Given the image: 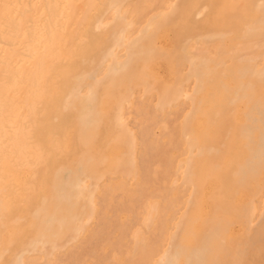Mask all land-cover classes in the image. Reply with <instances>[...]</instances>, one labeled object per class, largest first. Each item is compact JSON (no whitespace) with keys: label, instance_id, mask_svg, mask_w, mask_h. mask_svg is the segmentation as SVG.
Returning a JSON list of instances; mask_svg holds the SVG:
<instances>
[{"label":"bare ground","instance_id":"bare-ground-1","mask_svg":"<svg viewBox=\"0 0 264 264\" xmlns=\"http://www.w3.org/2000/svg\"><path fill=\"white\" fill-rule=\"evenodd\" d=\"M5 3L0 103L8 90L27 96L0 108V264H225L240 243L226 246L224 233L255 210L241 206V189L260 195L264 184V0ZM152 86L148 112L136 89ZM125 103L142 108V123H125ZM158 124L167 141L155 144ZM113 142L127 151L114 155ZM148 198H161L166 217L140 248ZM263 230L245 242L264 243Z\"/></svg>","mask_w":264,"mask_h":264},{"label":"rangeland","instance_id":"rangeland-1","mask_svg":"<svg viewBox=\"0 0 264 264\" xmlns=\"http://www.w3.org/2000/svg\"><path fill=\"white\" fill-rule=\"evenodd\" d=\"M232 3V4H231ZM228 6H231L232 8H238L241 4H242V0H238L236 3H234V1H232V0H228ZM236 4V5H235ZM1 6H0V9H5L6 11L7 10H12V7L10 6V5H8V4H0ZM233 5V6H232ZM80 6H81V8H83V11H84V9L86 10V8L84 7L85 6V4H84V2L82 1L81 2V4H80ZM81 16H84V14H82V11H81ZM133 28H135L134 26H132V29ZM160 44H163V43H160ZM169 45L167 46V48H169V51L172 49V45L170 44V43H168ZM200 46H201V48L204 46L203 44H200ZM216 46L217 45H215V44H212V47H211V50H213V49H216ZM196 49L197 48H199V46L197 45L196 47H195ZM263 49V50H262ZM258 50V51H257ZM214 51V50H213ZM261 51V52H260ZM256 53H257V55H259L260 56V58H259V62H261V63H264V48H260V49H256ZM263 58V59H262ZM262 59V60H261ZM161 61V62H160ZM159 62H153V66L152 67H154V68H156V66H155V64H157V65H161L162 66V64H166L168 61H166V60H164V59H162V60H160ZM27 62V63H26ZM35 63V60H31V59H27V60H25L24 61V63H23V66L25 67V68H29L32 64H34ZM159 63V64H158ZM153 69V68H152ZM163 69H165V66L163 67ZM159 70H157L156 72H158ZM163 70H160L159 72H158V75L162 78V80H163V82L169 87L172 83H173V81H174V78L173 77H168V75H167V73H165L164 71L162 72ZM162 73V74H161ZM164 76V77H163ZM166 78V79H165ZM167 81V82H166ZM168 81H170V83L168 82ZM170 84V85H169ZM22 86V85H21ZM151 89H153V86H152V88ZM151 89H147V90H142V89H139V88H137L136 89V97L139 99H142V100H146L147 102H146V104L144 105H142V108H144L146 111H148L149 112V110L148 109H150L152 106H155V97H154V95H156L157 94V91H155L154 89L153 90H151ZM138 90V91H137ZM9 92H7L6 93V97H7V99H6V97H5V100H7L6 102L7 103H3V102H1L0 103V108L1 109H4L3 107H6V106H10L12 109H13V107L12 106H15L16 105V103H22L24 100H25V98H26V96L27 95H25L26 94V91H24V89H22L21 91H20V93L19 94H16V93H14L13 91H11V90H8ZM145 91H148V93L146 94L145 93ZM154 91V92H153ZM151 92V93H150ZM152 92L154 93L153 95H152ZM145 93V94H144ZM20 95H21V98H20ZM263 95H264V93H263ZM16 96L18 97V101L16 102V101H11V99L12 98H16ZM24 96V97H23ZM142 96V97H141ZM153 96V97H152ZM11 98V99H10ZM149 99V100H148ZM153 102V103H152ZM127 103H125V108H124V110H126L125 111V113L123 112V114H122V117L125 119V123L126 124H128V125H130V123L131 124H133V122L135 121V123H142L143 122V119H144V117L142 116V115H140V113L138 112L137 113V111H139L140 109H142V108H140L139 106H137V105H134L135 107H133V106H131L132 108H130L129 107V105L127 104ZM21 106V105H20ZM128 106V107H127ZM241 107H242V105H240ZM134 108V109H133ZM137 109H139V110H137ZM135 110H137V111H135ZM165 110H169V107L168 106H166L165 107ZM157 111H160L161 112V110L160 109H158ZM131 114H132V116H131ZM135 114L136 115H138V116H136L135 117ZM124 115H126V117L124 116ZM128 115V116H127ZM134 115V116H133ZM142 116V117H141ZM133 118V119H132ZM133 121H132V120ZM0 122H2V119H0ZM163 131V132H161V131ZM164 132H166V128H164V126L162 125V124H158L155 128H154V131H153V133H154V135H153V138H152V141L155 143V144H158L159 143V141H160V139L163 141V142H165V141H167L166 140V138H165V136H162V133H164ZM160 136V137H159ZM162 137V138H161ZM165 138V139H164ZM154 139V140H153ZM159 140V141H158ZM173 140V139H172ZM121 146V145H120ZM112 147H113V153H114V155H119V152H120V150L122 149V153H124V152H126L127 151V147H125L124 146V148H119V144L117 143V145H116V142H113L112 143ZM123 147V146H122ZM120 149V150H119ZM116 153V154H115ZM187 160V157H183V158H181V163H180V165L177 167V170H178V173H177V176L174 178V181L176 180L177 182H178V186L181 188V189H184L185 188V185L183 184V181H182V177H183V171H184V165H186V161ZM157 170H159V167H158V165H155V167L153 166V171L154 172H156V173H158V171ZM115 176H118V175H115ZM154 176H155V174H154ZM119 177V176H118ZM179 179V180H178ZM116 180V181H115ZM120 183V180L119 179H114L113 180V184H115V185H118ZM250 186H252V187H254V185H251L250 183H247L245 186H244V188L243 189H241V193H240V201H241V206H243V204L246 202V204H247V206H249V205H251V207H255L254 209V212H252L251 214H252V216L250 215V217H251V220L250 221H248L247 223H244L242 220L243 219H240L238 222H240L239 224H234L233 225V231L231 232V233H228V232H225L224 233V242H225V244H226V246L228 245V244H230V242H232V241H234V240H236V241H238L239 240V242H237V243H240V246H237V247H235V249H234V253H230L229 252V254L228 253H226V254H224V255H226V256H224L223 255V257L222 258H224V262H225V264H246L247 262V264H249V263H251V264H264V249L262 248L263 247V245H264V243H262V244H258L259 246L261 245V247H259L258 245H254L253 243H247L248 241L250 242V241H252V239H254L255 237H254V234H255V236L256 235H258L257 234V232H259L260 230L262 231L263 229H264V203H263V201H264V184L262 185V187H261V194L259 195V194H257V195H254L253 193H252V187H250ZM248 187V188H247ZM245 189V190H244ZM212 190V189H211ZM244 190V191H243ZM153 191V189H151V191L149 192V194L151 193ZM213 191V190H212ZM211 191V192H212ZM247 192V193H246ZM184 194V190H183V192H182V194L181 195H183ZM254 196V197H252V195ZM246 196H247V198L248 199H246ZM253 198V199H252ZM149 200H146V206H144V209L146 210V209H148L147 210V219H146V221L144 222H142V224H143V228L141 227V226H138L139 227V229L137 228V229H135L134 230V239H135V242L136 243H138V246L140 247V248H142V247H146L147 245H148V242L147 241H144L143 242V239L144 238H147V240H149V239H152L154 236V232L152 231L153 230V227H154V225H155V223L156 222H158V221H160V220H162V217H164L165 215H166V213L165 212H161L160 214H159V219H157V217H158V215H157V208H158V206H159V204L161 203V201H160V199L161 198H152L151 200H150V198H148ZM157 199V200H156ZM250 199H252V200H250ZM155 200V201H154ZM243 200V201H242ZM258 200V201H257ZM263 200V201H262ZM249 201V202H248ZM260 201V202H259ZM262 201V202H261ZM111 202V201H110ZM149 202V203H148ZM257 202V204H255ZM250 203H253V204H250ZM246 204H244L245 206H246ZM249 204V205H248ZM262 204V205H261ZM256 205H258L257 207H258V209H256L257 207H256ZM109 206V205H108ZM108 206L105 208V211H106V213H109L108 212ZM177 206H179V205H177ZM260 207V208H259ZM155 208V209H154ZM159 210H160V208H159ZM259 214H261L262 216L260 217V215ZM156 215V216H155ZM258 216V217H257ZM152 217V218H151ZM166 217V216H165ZM259 217H260V220H259ZM155 218V219H154ZM122 219H124V216L122 215ZM184 219H185V217H184ZM184 219H183V221H181V225H180V227L182 226V224L184 223ZM224 219H225V221L227 222V224H230V222H232L233 220H234V218L232 217V218H229V216L226 218V217H224ZM256 219V220H255ZM151 220H153V221H151ZM263 220V221H262ZM177 221H179V220H176V221H170V225H169V230H170V234H172V233H179V228H177V229H179V230H177L176 229V225L178 224L177 223ZM259 221H260V223H259ZM262 222V223H261ZM244 223V224H243ZM259 223V224H258ZM154 224V225H153ZM246 224H248V225H246ZM262 224V225H261ZM175 225V226H174ZM250 225V226H249ZM256 225H258L257 226V228H256ZM262 226H263V229H262ZM231 227V225L228 227V229ZM248 227L250 228V229H248ZM145 228V229H144ZM239 228V229H238ZM253 228H255L254 230V232H253ZM260 228V230H257V229H259ZM237 229V230H236ZM248 229V230H247ZM151 230V231H150ZM249 230H250V232H249ZM236 231V232H235ZM248 231V232H247ZM257 231V232H256ZM264 231V230H263ZM241 232V234H239ZM256 232V233H255ZM139 233V234H138ZM248 233H250V234H248ZM151 234V235H150ZM243 234V235H242ZM246 234H248V236H246ZM226 235V236H225ZM229 237H228V236ZM233 235L236 237L237 236V238H235V237H233ZM240 235V236H239ZM251 235H253V236H251ZM241 236H242V238H243V240L241 239H239V238H241ZM264 236V233H262V236H261V238ZM246 237L247 238H251L250 240L249 239H246ZM226 238V239H225ZM227 238H229V239H227ZM233 238V239H232ZM247 240V242H245V240ZM167 241L169 242V238H168V235H163V240H162V242L164 243V246H166L167 245ZM262 241L264 242V237L262 238ZM242 242V243H241ZM243 243H244V245H243ZM248 245L250 246L249 248H248ZM257 246V247H256ZM242 247V252H239L238 253V250L240 249ZM244 247H245V249H244ZM165 248V247H164ZM259 248V250H257V252L256 253H254V251L256 250V249H258ZM247 249V250H246ZM240 251V250H239ZM227 254L228 255H230L229 257L227 256ZM233 254L235 255V256H233ZM238 254V255H237ZM263 255V256H262ZM115 258V257H114ZM225 258H226V260H225ZM262 258V259H261ZM228 259V260H227ZM226 261H228V263L226 262ZM253 261V262H252ZM232 262V263H231ZM147 264H151L149 261L147 262Z\"/></svg>","mask_w":264,"mask_h":264}]
</instances>
